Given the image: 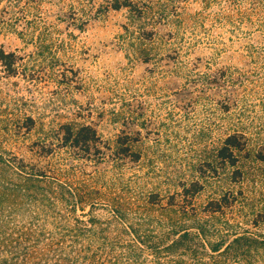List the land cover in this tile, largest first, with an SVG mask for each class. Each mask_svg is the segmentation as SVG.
I'll use <instances>...</instances> for the list:
<instances>
[{
  "label": "rangeland",
  "instance_id": "374dc122",
  "mask_svg": "<svg viewBox=\"0 0 264 264\" xmlns=\"http://www.w3.org/2000/svg\"><path fill=\"white\" fill-rule=\"evenodd\" d=\"M131 1L144 17L114 9L122 0H0V47L17 58L13 75L0 64V182L14 189L16 166L41 169L88 194L100 217L107 195L142 206L155 193L160 213L197 182L193 207L231 192L219 220L250 226L264 206V0ZM147 19L154 34L143 39ZM67 123L95 128L99 157L62 145ZM229 134L242 142L234 164L218 155ZM117 140L139 158L117 154ZM21 201L11 202L16 226L71 220L60 203L54 217Z\"/></svg>",
  "mask_w": 264,
  "mask_h": 264
},
{
  "label": "trees",
  "instance_id": "16d2710c",
  "mask_svg": "<svg viewBox=\"0 0 264 264\" xmlns=\"http://www.w3.org/2000/svg\"><path fill=\"white\" fill-rule=\"evenodd\" d=\"M120 7L139 19L147 13L131 0H122L113 6ZM153 25L147 19L146 25L140 28L143 33L140 37L150 39L154 34ZM16 59L14 52L0 47V64L7 75L16 73ZM61 132L62 145L78 157L89 159L91 153L100 156L99 137L91 125L67 123L61 126ZM117 142V154H127L134 160L139 158L125 142ZM241 145L235 134H229L218 155L223 162L234 164V152ZM51 147L45 153H50ZM16 167L22 172V181L14 189L0 182V264H260L264 259V229L258 226L264 222V206L246 228L237 227L229 220L221 222L225 209L236 201L231 192L209 199L197 210L192 206L191 197L200 191L201 184L191 182L180 193L181 207L171 194L165 206H160V213L151 211L158 203L155 193L149 194L142 206H131L124 198L107 195L108 215L100 217L92 214L95 201L89 200L88 194L81 193L77 187L56 177L51 180L38 168L27 172L22 170L23 164ZM21 196L29 198L43 212H54V217L57 216L54 203H60L72 213L71 220L60 221L54 231L16 226L11 223V202L13 197L22 202ZM85 205L89 206L88 210ZM14 206L19 207L16 203ZM64 239H68L67 244ZM82 239L86 244L80 246ZM92 241L98 243L96 250H91ZM102 251L104 256L99 260Z\"/></svg>",
  "mask_w": 264,
  "mask_h": 264
}]
</instances>
